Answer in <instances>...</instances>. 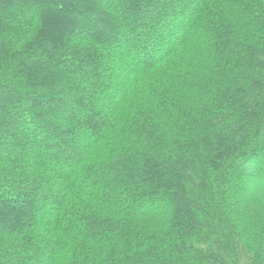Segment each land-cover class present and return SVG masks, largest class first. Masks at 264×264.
Returning <instances> with one entry per match:
<instances>
[{"label":"trees","instance_id":"trees-1","mask_svg":"<svg viewBox=\"0 0 264 264\" xmlns=\"http://www.w3.org/2000/svg\"><path fill=\"white\" fill-rule=\"evenodd\" d=\"M30 1L0 0V264H264V0Z\"/></svg>","mask_w":264,"mask_h":264},{"label":"rangeland","instance_id":"rangeland-1","mask_svg":"<svg viewBox=\"0 0 264 264\" xmlns=\"http://www.w3.org/2000/svg\"><path fill=\"white\" fill-rule=\"evenodd\" d=\"M97 1H99V2H101V1H104V0H97ZM29 3H31V7H23V8H21V9H19V14L20 15H30V14H35V15H38V14H40V9H38L37 7H36V5H35V3H34V0H31ZM36 3H37V0H36ZM7 7V4L6 3H1L0 2V10H2V9H4V8H6ZM89 26V25H88ZM91 27V26H90ZM123 64V63H122ZM125 64V63H124ZM116 67V66H115ZM110 70H112L113 71V73L114 74H116V73H118L117 72V70H116V68H110ZM101 102H102V99L101 100H97L96 101V106H97V108L98 109H100V107L102 106V104H101ZM104 102V101H103ZM86 107H84L82 110L84 111V109H85ZM85 131H82L81 133H84ZM35 144L34 143H23L22 145H18V144H15V143H8L6 146H4V148L1 150V151H5L6 149H9V148H11V147H20L22 150L25 148V147H28V146H34ZM65 145H69V143L67 144H65ZM264 146V145H263ZM35 148V150L36 151H39V148H37V147H34ZM50 160H52V159H54L53 157H50L49 158ZM57 170L58 171H63V169L62 168H60L59 166H57ZM238 171L239 170H236V172L238 173ZM246 186H247V184L246 185H244V187H242V192H244V189L246 188ZM31 190V189H30ZM7 203H12V204H22V203H24V201H22V200H19V199H9V200H7L6 201ZM25 204V203H24ZM162 208L161 207H159V210H161ZM255 212H256V214H254L253 215V217L254 218H262V220L264 221V201L262 200L261 202H259L258 203V205H256V207H255ZM253 214V213H252Z\"/></svg>","mask_w":264,"mask_h":264}]
</instances>
